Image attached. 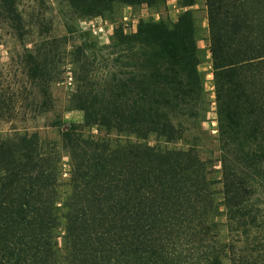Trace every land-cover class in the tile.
<instances>
[{
	"label": "trees",
	"instance_id": "trees-1",
	"mask_svg": "<svg viewBox=\"0 0 264 264\" xmlns=\"http://www.w3.org/2000/svg\"><path fill=\"white\" fill-rule=\"evenodd\" d=\"M63 1L87 18L165 0ZM205 6L214 99L187 9L71 49L84 120L58 139L0 134V264H264V0ZM4 26L26 34L19 0H0ZM38 29L21 70L0 74V120L50 108L62 70ZM92 126L126 143L111 147Z\"/></svg>",
	"mask_w": 264,
	"mask_h": 264
},
{
	"label": "rangeland",
	"instance_id": "rangeland-1",
	"mask_svg": "<svg viewBox=\"0 0 264 264\" xmlns=\"http://www.w3.org/2000/svg\"><path fill=\"white\" fill-rule=\"evenodd\" d=\"M179 1L165 0L155 6L123 4L113 17L96 15L86 18L76 17L63 0H19V8L27 22L26 34L19 36L16 30L7 26L0 30V74H5L8 70H21L22 65L18 55L23 52L24 47H32L37 40L38 24L42 25L43 36L52 41V56L56 55L54 70L61 69L62 74L51 82L49 110L41 114L29 109L25 113L16 112L13 114L14 119L0 120V134L29 133L43 138L58 139L62 130L72 123L84 120V112L75 108L70 100L74 87L69 64L71 49L84 41L90 43L93 39L99 45L107 44L110 35L118 25H122L126 32H134L140 19L175 21L179 14L187 9H192L198 18L200 25L198 44L206 53L199 64V69L204 75L206 88L211 93L210 97L214 99L205 0H194L192 6H184ZM82 31L89 33L88 39L79 35ZM61 64L64 66L62 67ZM16 75V78H19L22 73ZM211 107L215 109L214 102ZM209 116L210 121L205 123V126L214 134L216 132L214 111L210 112ZM86 131L108 140L111 147L126 143L125 136L106 132L104 129L100 130L97 126H92ZM66 161L65 156L62 162L64 169L68 167Z\"/></svg>",
	"mask_w": 264,
	"mask_h": 264
}]
</instances>
